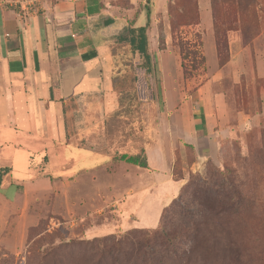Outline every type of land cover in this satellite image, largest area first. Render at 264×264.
<instances>
[{
  "label": "rangeland",
  "instance_id": "374dc122",
  "mask_svg": "<svg viewBox=\"0 0 264 264\" xmlns=\"http://www.w3.org/2000/svg\"><path fill=\"white\" fill-rule=\"evenodd\" d=\"M45 1L55 0H0V8L24 15ZM103 1L128 27L147 26L150 64L135 68L118 39L124 30L104 37L107 89L64 104V137L50 154L44 139L33 144L41 157L28 170L44 186L17 212L7 207L0 264H264V0ZM200 110L212 157L203 141L197 158L182 140ZM84 153L99 168L79 177ZM133 155L151 156L158 180L121 160ZM178 181L177 195L190 185L167 214L176 239L163 240L175 253L160 260L159 203L149 195ZM141 217L154 227H140Z\"/></svg>",
  "mask_w": 264,
  "mask_h": 264
},
{
  "label": "crops",
  "instance_id": "0c3cea01",
  "mask_svg": "<svg viewBox=\"0 0 264 264\" xmlns=\"http://www.w3.org/2000/svg\"><path fill=\"white\" fill-rule=\"evenodd\" d=\"M108 21L112 23L105 26ZM126 26V20L118 17L116 8L103 0L45 1L37 11L24 15L13 9L0 8V168L3 170L0 181V231L6 226L7 207L9 212H17L23 196L27 201L44 186V179L28 170L29 158L41 157L39 153L32 154L33 144H37V138L44 139L39 143L44 144L50 154L52 146L64 137L63 127L60 126L63 124L64 104L71 100L86 102L88 97L96 100V96H102L101 92H97L107 89L108 77L105 75L106 70L110 71L104 37L118 36ZM143 26L136 24L134 27ZM192 118L193 129L182 130L183 143L193 146L199 158L201 152L197 150L196 142L203 141L209 157H212L210 150L216 145H212L207 114L200 110ZM45 147L42 157L46 155ZM157 153L160 154L159 151ZM145 154L148 157L149 152ZM83 157L88 161L76 175L81 177L80 174L96 173L99 166L90 167L92 158L86 153ZM146 161L150 167L151 156L150 162ZM50 164L53 165L51 160L47 166L49 170H55ZM128 165L138 173L154 174L152 179L158 180V174L151 172V168ZM180 182L164 186L162 194L159 189L164 187L148 194L156 197L159 203V218L162 210L177 196ZM133 194L130 193L131 196L137 193ZM139 196L144 197L142 202L146 204V194ZM147 223L151 221L141 217L140 227H154H149L151 225ZM158 223L159 219L155 226Z\"/></svg>",
  "mask_w": 264,
  "mask_h": 264
},
{
  "label": "trees",
  "instance_id": "16d2710c",
  "mask_svg": "<svg viewBox=\"0 0 264 264\" xmlns=\"http://www.w3.org/2000/svg\"><path fill=\"white\" fill-rule=\"evenodd\" d=\"M111 23L112 21L105 22V26H108ZM146 30H147L146 25L143 27H138V28L126 26L124 29V32H126L128 36L120 35L118 37L120 41H127L129 43L132 49V54L134 57V66L136 69L146 68L150 64V56L147 52L148 44H147ZM146 71L148 72L149 68H147ZM149 84L151 86L150 81H149ZM121 160L125 161L127 164L134 165V166H137L143 169L148 168L145 156H143V158L139 156H129V157L122 156ZM2 171L3 170L0 168V181H1ZM189 185H190V182L187 183L185 187H183L180 190V193L176 196V198H174L172 202L166 208L162 210L159 223H158V227L160 224L159 231L155 232V234L158 236V240H156L155 243L161 242L160 251H159V254L161 256L160 260H162L163 258L169 257L170 254L175 253V251L173 250L171 251L167 249L163 244L165 240L170 241V240L176 239L175 235H172V237L170 238V235L168 234L169 232L166 230V220L168 217L167 214L174 210L173 208L177 206L178 202L182 201V194L186 192V188H188Z\"/></svg>",
  "mask_w": 264,
  "mask_h": 264
}]
</instances>
